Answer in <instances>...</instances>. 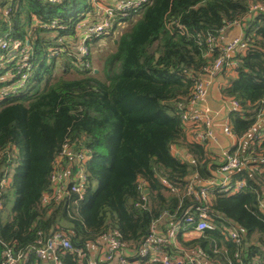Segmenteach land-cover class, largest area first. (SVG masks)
<instances>
[{"label": "trees", "instance_id": "1", "mask_svg": "<svg viewBox=\"0 0 264 264\" xmlns=\"http://www.w3.org/2000/svg\"><path fill=\"white\" fill-rule=\"evenodd\" d=\"M125 1L103 0L114 8L102 14L94 0H0V41L29 43L34 63L18 92L0 96V264L7 248L21 256L19 264H42L36 249L55 231L85 249L116 231L131 263L161 264L144 255L142 247L153 225L158 231L162 221L161 233L180 222L175 240L204 253L212 264L254 259L264 264V212L259 208L264 128L254 130L264 118V10L251 11L264 0H148L117 10L116 2ZM85 17L111 22L104 34L88 40V66L67 47L50 55L49 48L68 46L65 38ZM234 24L243 27L244 47L226 58L221 93L240 104L229 114L234 135L245 139L254 131L245 150L242 143L228 151L244 161L230 179H245L246 185L232 194L215 191L208 215L216 228L185 241L192 229L185 213L202 204L185 188L193 180L204 184L216 178L224 158L210 150L208 139L188 140L182 114L196 81L223 54L220 35ZM118 32L114 51L98 69L93 50ZM20 60L0 68V92L13 83ZM65 143L87 156L81 198L71 191L76 157L59 156ZM177 145L185 146L193 160L175 154ZM57 170L66 176L65 192L46 201ZM230 228L237 230L239 243L228 236ZM161 248L170 255L176 250L170 243ZM56 255L61 264H85L71 250L59 248Z\"/></svg>", "mask_w": 264, "mask_h": 264}, {"label": "built area", "instance_id": "2", "mask_svg": "<svg viewBox=\"0 0 264 264\" xmlns=\"http://www.w3.org/2000/svg\"><path fill=\"white\" fill-rule=\"evenodd\" d=\"M60 1V0H52ZM148 0H126L125 2H116L117 10H125L126 8L137 7L142 2ZM95 5L100 13H108L113 10L114 7L106 5L103 0H94ZM264 10V2L258 1L251 6V11L256 12L257 10ZM87 17V16H86ZM81 20L75 29V34L66 37L68 46H58L49 48V54L55 55L63 53L66 47L69 48L68 51L78 57L82 64L86 67L88 66V61L86 58L90 54V49L88 46V40L96 35L104 34L108 28L111 26L110 20L104 18L97 22H92L87 18ZM89 18V16H88ZM64 37L60 38L63 41ZM210 41H214L213 38ZM220 45L222 49V55L218 56L213 64L207 68L206 72L196 81L193 90V96L188 107H193L199 104L206 96L208 92L209 77L212 78L220 74L226 64V58L229 57V53L235 52L237 49L244 47L243 40H235L229 44ZM31 53V46L29 43L22 44L18 40H1L0 41V68H6L8 64L20 57L21 60L15 67V73L12 74L13 83L2 89L0 96L14 94L22 88L28 81L29 77L32 75L34 70V63L29 59L28 55ZM85 58V59H84ZM86 60V61H85ZM231 110L239 109L240 104L237 100H230ZM264 114V106L262 109ZM182 120L186 124H192L196 126L195 129H201L196 135L197 139L206 140L212 137L215 129L217 128V123L209 108H204L199 112H192L187 110L182 114ZM263 120V119H261ZM223 130L226 134L234 136V133L229 125L223 126ZM76 157L77 168L74 174L75 183L71 186V191L75 192L79 198H81L86 189V173H85V162L87 156L85 152H79L73 150V146L65 143L63 149L60 152V157L72 156ZM244 164L243 159L237 154H231L230 152H224V162L220 166L218 173L227 174L231 171L237 170ZM162 182L168 185L166 179H162ZM66 176L63 172L59 170L54 171L51 176V189L52 193L46 194L44 200L50 201L51 199L58 200L62 197L65 192ZM144 182L139 184V189H144ZM246 185L245 179L231 180L229 176L225 175L223 178H212L207 180L204 184H197V182L190 181L186 186V193L194 196L202 204L197 207L195 212L185 213V222L192 225L191 231L198 233H204L206 230H214L216 228L215 222L209 218V202L214 192L218 193H235ZM145 194V193H143ZM145 198V197H143ZM259 208L264 212V198L261 199L259 203ZM182 228L180 222L171 224L167 232L160 233L153 225L151 233L147 236L143 243L142 252L144 255H150L153 262L161 264H183L184 262H195L197 264H203V258L205 254L198 253L196 257L192 256H178L170 255L167 252L163 255H157L155 252L162 247V245L171 243L175 240L176 234ZM228 236L235 240L237 243L240 242L239 234L237 230L230 228L228 230ZM100 239H104V245L101 251L102 259L94 258L88 251L91 242L87 243V248L75 247L70 239V237L63 231H55L53 235L48 238V240L40 247L36 249L39 257L43 258L47 253H51L55 264H61V261L57 258L56 251L59 248L65 250H71L85 262V264H135L131 263L126 255L124 254L125 243H123L118 238V233L116 231L108 234H104ZM240 254L236 253V257ZM5 262L4 264H19L20 255H15L11 248L5 250ZM114 261H116L114 263ZM242 264H262L259 259H254L252 262H243Z\"/></svg>", "mask_w": 264, "mask_h": 264}, {"label": "crops", "instance_id": "3", "mask_svg": "<svg viewBox=\"0 0 264 264\" xmlns=\"http://www.w3.org/2000/svg\"><path fill=\"white\" fill-rule=\"evenodd\" d=\"M244 36V30L241 25L234 24L227 28L225 31L222 32V34L219 37V43L222 45L229 44L235 40H241ZM234 55V52L229 53V56L232 57ZM229 76H235L234 73L230 72L228 74ZM227 75L226 73H220L212 78L209 77V84H208V92L207 96L197 105L193 107H188V110H191L192 112H199L202 111L204 108H209L211 110V113L214 117L215 122L217 123V128L215 129L212 137L208 139V144L210 150L214 154H218L221 156L220 159L224 158V152H228L229 150H232L233 148L239 146L243 143V148L247 147V143L252 139L253 136V130L250 132L248 137L245 139H239L235 135H228L224 132L223 126L228 124L229 122V114L232 111L230 106V100L225 99L221 93L222 87L226 84ZM264 128V118L261 120L254 128L256 131L257 129H263ZM187 138L188 140H194L196 139V135L201 132V129H195L192 124H187ZM200 140V139H198ZM173 152L181 157L183 160H193V157L191 154L188 153L185 146H174L172 148ZM223 160V159H222ZM234 173V171H231L227 174H221L218 173V171L215 173L216 178H223L225 175L231 176V174ZM66 176H69V169H67ZM164 225V221L159 222L158 228L159 232L161 233ZM168 230V229H167ZM164 231L165 232H167ZM202 234L195 232V231H189L184 234V240L185 241H191L199 238ZM105 240L99 239L95 242H92L89 246V253L94 257L98 259H102L101 257V251L102 247L104 245ZM170 244H173L176 250H174L173 255L178 256H192L196 257L198 255V252L195 250H187L185 247L181 245L177 240H173ZM160 248L155 252L157 255H163L165 253V250ZM42 259V264H55L53 260L52 254L49 252L47 253ZM212 264L208 262L207 260L203 259V264ZM116 261H114L115 263Z\"/></svg>", "mask_w": 264, "mask_h": 264}, {"label": "rangeland", "instance_id": "4", "mask_svg": "<svg viewBox=\"0 0 264 264\" xmlns=\"http://www.w3.org/2000/svg\"><path fill=\"white\" fill-rule=\"evenodd\" d=\"M84 6V4H82L81 8H80V11L82 10V7ZM73 12V9L69 8V13H72ZM129 24H126L124 25L121 30H123L124 28H128ZM119 35V32L116 33V35L114 37H111L109 38L108 40L104 39L103 42L101 43L100 47L99 48H95L96 50H93V55H94V58H95V61H96V66L99 68H101L102 64H103V60L106 56V54L109 52V51H114V40L116 41V38L118 37ZM58 65V68H57V71L58 73H60L61 71V68H60V63L58 62L57 63ZM97 69V70H98Z\"/></svg>", "mask_w": 264, "mask_h": 264}]
</instances>
